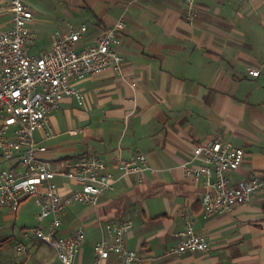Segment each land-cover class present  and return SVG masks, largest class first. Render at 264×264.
Wrapping results in <instances>:
<instances>
[{
  "label": "crops",
  "instance_id": "0c3cea01",
  "mask_svg": "<svg viewBox=\"0 0 264 264\" xmlns=\"http://www.w3.org/2000/svg\"><path fill=\"white\" fill-rule=\"evenodd\" d=\"M26 1L36 38L42 31L50 35L85 23L82 43L94 44L117 19L124 22L118 45L123 74L77 81L83 103L74 98L62 103L68 116L71 110L78 115L60 126L54 114L59 108L48 117L50 133L35 132L38 155L52 165L63 167L79 154L96 153L116 177L96 205L70 204L61 217L60 234L85 231L74 263L96 264L92 244L101 237V224L126 217L134 225L125 245L143 256V264H264L262 195L228 213L206 214L199 203L203 181L186 178L181 166L195 145L219 138L244 149V166L264 172V0H194L191 20L186 0ZM0 7L3 30L11 25V15L1 0ZM26 52L37 53L31 46ZM253 68L259 75L249 74ZM136 152L156 171L144 170L141 179L119 175L115 159ZM11 164L2 160L9 172ZM247 174V167L229 173L233 180ZM54 180L63 193L77 187L63 176ZM187 217L211 249L166 254ZM26 243L34 253L29 264H61L42 242ZM100 264L123 263L110 254Z\"/></svg>",
  "mask_w": 264,
  "mask_h": 264
},
{
  "label": "built area",
  "instance_id": "2783aa9c",
  "mask_svg": "<svg viewBox=\"0 0 264 264\" xmlns=\"http://www.w3.org/2000/svg\"><path fill=\"white\" fill-rule=\"evenodd\" d=\"M11 15V25L0 30V207L17 209L28 198L38 206V226L32 234L51 247L61 264H75V256L85 242V231L79 227L72 233H59L61 217L70 204L96 205L104 192L113 188L116 177L108 164L96 153L85 152L66 162L63 167L37 153L35 132L47 136L49 115L58 110L65 98L83 103V95L76 86L92 75L123 74V57L118 50L122 18L104 30L94 44H83L87 25L81 23L65 30L57 28L51 34L50 47L30 54L26 48L35 41L29 26L33 12L26 0H1ZM188 16H194V0H186ZM1 8V7H0ZM249 74L259 75L258 69ZM72 130L71 133H75ZM245 151L231 142L212 138L193 148V155L182 163L184 176L192 181H203L200 206L206 214H225L234 205H246L255 195L264 199V172L244 166ZM2 160L11 161L10 171ZM16 165L21 167L15 171ZM119 175L138 174L151 170L146 156L136 152L127 159H115L112 164ZM247 167V176L233 180L229 173ZM55 176L68 178L75 186L65 193L54 180ZM194 220L187 217L184 227L176 232L174 247L166 254L207 252L208 238L194 231ZM131 218L115 217L101 224L102 234L92 244L94 262L100 264L116 254L123 264H143L145 259L137 250L125 245V234L133 227ZM28 237L29 233L24 230ZM19 241L15 252L21 259L10 264H29V251Z\"/></svg>",
  "mask_w": 264,
  "mask_h": 264
},
{
  "label": "rangeland",
  "instance_id": "374dc122",
  "mask_svg": "<svg viewBox=\"0 0 264 264\" xmlns=\"http://www.w3.org/2000/svg\"><path fill=\"white\" fill-rule=\"evenodd\" d=\"M50 35L48 30L42 31L37 38L35 37V41L29 45L31 46V53L48 49L45 47H48L47 44L50 40ZM67 113V107H65L62 103L60 109L54 113L56 124L58 123L61 126L65 123L66 125L71 116L73 117L78 115L75 114L73 110L70 112L72 113L71 116H68ZM37 212L38 206L32 198H28L23 201L17 209L11 210L7 207H0V240L7 236L10 237L9 241L0 246V264H10L11 262L22 258V256H18L15 252V247L19 241H24L26 243L27 240H38L33 236L31 231L33 227L39 225L36 218ZM24 230L29 233L28 237L24 236ZM45 246L49 249V252H51V256L55 257L56 254L54 250L47 244H45ZM27 247L30 255V262V260L33 261L34 253L30 250L31 246L29 247V245H27Z\"/></svg>",
  "mask_w": 264,
  "mask_h": 264
},
{
  "label": "trees",
  "instance_id": "16d2710c",
  "mask_svg": "<svg viewBox=\"0 0 264 264\" xmlns=\"http://www.w3.org/2000/svg\"><path fill=\"white\" fill-rule=\"evenodd\" d=\"M9 239H10V237L7 236V237H5L4 239L0 240V246H1L2 244H4L5 242L9 241Z\"/></svg>",
  "mask_w": 264,
  "mask_h": 264
}]
</instances>
